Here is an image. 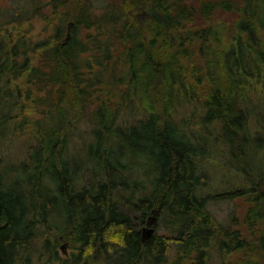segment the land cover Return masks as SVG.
I'll return each instance as SVG.
<instances>
[{
  "label": "trees",
  "instance_id": "obj_1",
  "mask_svg": "<svg viewBox=\"0 0 264 264\" xmlns=\"http://www.w3.org/2000/svg\"><path fill=\"white\" fill-rule=\"evenodd\" d=\"M108 6L97 17L93 0H0V140L11 118H47L35 120V143L18 169H0V264H170L172 251L176 264H264V176L244 234L224 223L216 231L210 196L201 193L199 156L210 137L189 134L177 114L200 108L201 128H217L215 149L258 188L243 148L251 91L264 108V0ZM47 8L59 21L48 37L34 41L18 29L47 17ZM92 29L99 34L83 40L81 31ZM120 81L126 88L117 92ZM26 84L28 101L46 95L24 104ZM77 111L90 123L79 156L67 145ZM259 116L252 143L264 161ZM154 215L168 234L144 243L141 227ZM60 235L75 250L69 260L52 241Z\"/></svg>",
  "mask_w": 264,
  "mask_h": 264
},
{
  "label": "rangeland",
  "instance_id": "obj_2",
  "mask_svg": "<svg viewBox=\"0 0 264 264\" xmlns=\"http://www.w3.org/2000/svg\"><path fill=\"white\" fill-rule=\"evenodd\" d=\"M111 2V0H93L94 2V9L95 10V16H103L107 14L111 8L107 7V2ZM115 7H116V2ZM111 6V5H110ZM114 11V9H113ZM46 15L47 17H35L32 21L23 23L21 25H18V29L20 31H30L29 35L32 37L34 41L42 40L48 37L49 34L52 33L53 28L59 23L58 17H56L54 14H52V11L50 8L46 9ZM217 20L223 21L225 19L224 16H218L216 17ZM213 23H216V21H213ZM72 24L70 22H67L66 27L67 31L66 34L69 33V25ZM209 25V24H208ZM199 25H197L198 27ZM99 30H82L81 31V38L83 40L86 39V34H99ZM35 58V57H33ZM39 59V55L36 56V60L33 61L34 65H37ZM116 60H118V57H116ZM122 66L121 63H118L117 65V72L119 73V70H121ZM260 86V85H259ZM29 85H23V98L22 101L24 104H31L35 96L42 97L46 95L45 92L42 93H34V98H32L30 101H28L26 96V91L28 90ZM256 87V85H255ZM126 86L122 84L120 81V88L118 87V90H124ZM252 93L258 95L256 91H251ZM250 92V93H251ZM16 93V90H14V94ZM249 93V96L251 97V94ZM1 94L0 98H3ZM244 94V92L242 93ZM119 97L114 99V105H116L117 108L121 110L122 116L125 115V107L122 105L124 104L123 97L118 93ZM256 95H253V98L251 102L246 103V107L249 108L251 106V112L249 116V122L247 123L246 129L244 130L246 132V135L248 136V143L245 144V147L243 148L245 151V157L250 162V169L252 171H256L259 173L258 177H255L254 181L258 185V188H254L253 182L251 181V178L245 177L243 171H237V169L234 167L232 168L228 164H226V159L222 157L221 153L217 149H215L216 145L214 143L216 142L217 138V128L215 126H211L208 131H204L199 124L200 120L196 116L200 112V108L196 109L194 112H190L191 109H187V107L183 110L182 108L177 109V114L179 115L178 122L180 123L181 127L184 128L189 134L190 131L194 130L195 134H192L194 137L201 138L202 135L209 136L208 146L206 148V152L204 155L199 156L200 166L203 170V173L205 174L206 183L205 188L201 189V193L206 192L209 197V204L208 207L210 209L211 218L213 221V224L215 225L216 231L219 229V226L221 223H224L225 225H231L233 228L240 230L243 234L244 231L247 230V223H246V217L249 213L248 211L250 208H253L255 206L254 204V198L258 195L262 189H260L262 185V178L264 174L262 171H264V161H262V156L259 157V153L257 151H254L253 148L254 145L252 143V139L258 135L257 130L259 129L258 124L256 123V120H254V116H259L260 118L264 117V108L258 104ZM148 98V97H147ZM27 100V101H26ZM122 105H121V104ZM250 104V105H249ZM256 106V110L255 107ZM45 108V107H43ZM94 106L90 107L89 110H93ZM198 108V106H197ZM14 108L12 109L10 115L14 116ZM45 110V109H44ZM186 111V112H185ZM28 115L26 119H18L20 121L16 122L14 118L10 119L11 123H8L9 127L7 131L2 135L0 140V169L3 171L5 169H11V171H16V168L18 169V164L25 160L26 153H28V149L31 147L32 144L35 143V138L32 137L34 130L36 128V122L35 120L39 121L42 119H47L43 117L44 113H35L33 111H27ZM78 114H80L79 111H77ZM77 114V115H78ZM193 114V115H192ZM195 114V115H194ZM251 117V118H250ZM4 117L0 115V122H2V119ZM17 118V117H15ZM72 121V124L70 125L71 133L68 134L69 141H68V148L69 150L73 151L70 154H75L79 156L80 155V148L83 144V134H85V131H87L88 120L85 118L82 114L79 115V117H75ZM87 118L89 119V115L87 114ZM135 116L132 117L134 121ZM131 119V120H132ZM14 120V121H13ZM129 120V121H131ZM262 123H264V118H262ZM204 125V124H203ZM0 126L2 124L0 123ZM208 128V126H204ZM1 128V127H0ZM86 129V130H85ZM76 132V133H75ZM83 134H82V133ZM244 132V133H245ZM36 134V133H34ZM191 135V136H192ZM215 139V140H214ZM256 145L260 147V144L258 141H256ZM221 154V155H220ZM13 167V168H10ZM244 190V194L242 196L235 197L236 190ZM254 191V192H253ZM242 192V191H241ZM158 220V216L156 217V221L152 228L154 229V233L157 234H168V230L166 231V227L163 225L156 226ZM150 228L146 225L141 227V229ZM153 233V234H154ZM58 239V241H57ZM52 241L58 242V251L60 256L64 260H69L71 258V255L74 253V248L69 240H67L64 236H52ZM33 245L34 251H36L35 257L40 258L39 255L43 251H38L40 247H38V250L36 246L38 245L39 241L35 240ZM42 243V242H41ZM66 244H68V247L66 249H62ZM179 256L175 252H171L169 255V261L170 264H176V261L178 260Z\"/></svg>",
  "mask_w": 264,
  "mask_h": 264
},
{
  "label": "water",
  "instance_id": "obj_3",
  "mask_svg": "<svg viewBox=\"0 0 264 264\" xmlns=\"http://www.w3.org/2000/svg\"><path fill=\"white\" fill-rule=\"evenodd\" d=\"M154 214H157V212H154ZM155 221H156V216L155 215L151 216L149 218L148 223H147V226L150 227V228L149 229L148 228L143 229L142 238H143V242L144 243H146L150 239V237L153 235L154 229L152 228V226L154 225ZM67 247H68V244H66L62 249L64 250Z\"/></svg>",
  "mask_w": 264,
  "mask_h": 264
}]
</instances>
